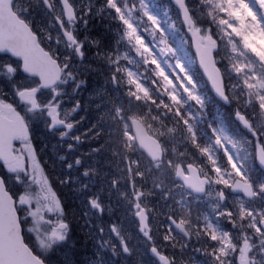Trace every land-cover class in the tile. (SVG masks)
I'll use <instances>...</instances> for the list:
<instances>
[{
  "label": "flooded vegetation",
  "instance_id": "flooded-vegetation-1",
  "mask_svg": "<svg viewBox=\"0 0 264 264\" xmlns=\"http://www.w3.org/2000/svg\"><path fill=\"white\" fill-rule=\"evenodd\" d=\"M35 1L36 2L32 5L29 3L24 6V2L15 0L14 6L17 13L30 23L35 31L40 33L41 22L46 26L54 25L57 16L62 15V10L59 5H56L57 0H49L51 6L50 11L47 10L39 0ZM70 1L73 2L72 0ZM74 1L76 2V6L74 5V7L77 21L74 24L68 22V29L71 31L76 27L84 25L83 21L84 18H86L83 5L79 0ZM41 41H43L42 38ZM46 46L56 59L57 57L60 58V56L57 55L56 47L51 44L48 45V43H46ZM9 61L10 60L6 58L0 59V63L4 64H10ZM28 85L31 86L30 88H34L33 82L28 83ZM0 92H4V88L1 86ZM52 94L57 97V91H54ZM42 95H36L33 105L42 107L43 101L51 97L50 93L43 97ZM90 97L91 99H89ZM63 98L66 100L65 102H62L60 98L58 102L59 107L51 108L49 110L50 113L45 114L47 119L46 127H41L39 124L35 125L37 129L35 138L38 139L40 144V139H44L42 135L45 136L43 144H45L44 147L46 151H49L50 155L47 162L50 165L54 164L58 166L61 171V176L64 178L66 186L68 187V215L74 216L75 214L85 213L87 209L84 205L90 203L92 199H99L101 187L104 185L105 180V167L111 170V167H109L112 165L111 158L113 152L115 153L116 151L123 152L128 157L127 160L130 161L128 162V166L130 171L133 172L134 182L139 184L140 187H145V184L152 180L151 176H154V172L156 173L154 176L156 184L158 183L166 188L170 185L180 184L175 179L176 166H182L184 172H186V167L189 163L196 166L201 177L210 180L212 166L208 164L206 157H203L205 155L202 153L196 155L188 150H185L183 153H175L174 145L176 143V138L170 135L165 125H160L157 119L148 115V111H145V114L139 119L150 133L162 140L166 153L160 161H153L143 156L136 150L134 145H126L122 137L119 123L114 120L112 116H104V105L102 104L104 94L101 89L98 90L96 85L89 86L85 89L79 84L75 85L73 91L68 95H64ZM95 102L101 104L98 109L95 108ZM133 110L134 109L131 111ZM47 111L48 110L45 112L47 113ZM55 113L58 114L60 119L68 123V129L57 130L51 125L49 117ZM140 114H143V112ZM38 119L36 121H38ZM41 128L44 129V132L41 131ZM173 132L177 133L174 127ZM25 143L26 140L18 141L13 147L14 153L16 154V150ZM185 144L190 147L191 141L188 140ZM202 145H205V143ZM194 148L197 152L198 149L196 147ZM220 151V154L224 156L223 159L226 160V158H228L227 154H230V149L227 146L226 153L221 149ZM22 162L23 160L21 162H19V159L16 160L17 169H15V173L12 174L14 181L11 187L13 191H16L18 194H23L22 186L20 185V180L17 178L18 174L16 173V171L20 169L19 165ZM38 166L42 167L43 164H38ZM146 168L149 169L148 175L146 173ZM228 169H230V167H228ZM136 174H138L137 178ZM241 174L243 176V172H241ZM230 175L231 174H229V176ZM25 178L28 179L27 177ZM227 182L228 184L231 183L228 179L226 183ZM132 186V184L127 185L125 181H119V189L120 187H123V190L126 189L128 191V197H133V199H130V202L135 203L136 198L129 189ZM220 186H222L220 190L226 188V184H223L222 181L220 182ZM218 187L219 185L217 182L214 180L211 182L210 180V186L206 190V193L198 198L184 193L181 188L176 186L173 196H171L172 191L168 189L166 193L167 203L165 206L163 205L161 208H158V206H153L150 201L149 204L145 201V206L149 205L150 211L153 210L160 215L178 214L183 219V229L188 227L190 230H194V226L198 225V222L202 218V213L207 207L210 212L221 213V215L227 214L226 209L221 208V206L218 208L216 205V191ZM72 188L83 189L79 193H74L72 192ZM102 192L104 193V187ZM212 193L215 196L214 198H211ZM225 193L230 194L229 191H225ZM178 196H180L181 199H188L190 201L189 206H183ZM238 199L239 198L230 195L228 202L234 203ZM96 203L104 209V204L100 202ZM92 205L94 204L92 203L91 206ZM133 207L135 208L136 206L134 205ZM89 216L90 210L84 214V219H87ZM133 217H135V212ZM109 218L113 220L111 214H109ZM125 220L126 222L122 227L123 231H120L119 236L114 237L112 243H105L102 237L100 243L99 237L95 236L94 231L87 226L84 231H73L74 234L81 232L82 237L80 243L69 249L68 264H134L131 260L132 248L130 244L134 233V231H132L134 227H131V224L135 226V220L129 216L126 217ZM98 232L100 234L102 233V231ZM146 243L151 245V232L146 236ZM147 262L148 264H152L151 259H148Z\"/></svg>",
  "mask_w": 264,
  "mask_h": 264
},
{
  "label": "water",
  "instance_id": "water-1",
  "mask_svg": "<svg viewBox=\"0 0 264 264\" xmlns=\"http://www.w3.org/2000/svg\"><path fill=\"white\" fill-rule=\"evenodd\" d=\"M61 1L63 5H66L65 0ZM44 2L47 4L46 0ZM171 2L179 9L182 23L186 26V22L182 19V9H188L185 0H171ZM186 27L198 65L207 79L211 91L218 99L227 103L222 75L214 58L217 41L210 36L203 37L198 30L190 26ZM0 53L19 59L22 63L21 70L25 74L37 77L43 88L54 84L60 76L56 62L39 46L36 36L26 23L13 12L11 0H0ZM0 108L6 109L1 105ZM236 119L242 124H246L244 116L236 115ZM21 129L19 120H8L0 115V160H9L11 143ZM137 130L135 134L140 149L155 157V154L160 152L158 142L147 137L140 128ZM262 159H264V150L258 145L256 162L264 170ZM188 169L189 176L183 175L178 169L177 177L189 190L202 193L204 183L197 177L192 167H188ZM232 190H239L249 198L253 195L250 184L241 181H236ZM138 217L141 221L144 220L141 214ZM156 252L154 249L153 254L160 263L166 264L167 259ZM36 261L44 264L25 245L14 201L5 191L0 179V264H36Z\"/></svg>",
  "mask_w": 264,
  "mask_h": 264
},
{
  "label": "trees",
  "instance_id": "trees-1",
  "mask_svg": "<svg viewBox=\"0 0 264 264\" xmlns=\"http://www.w3.org/2000/svg\"><path fill=\"white\" fill-rule=\"evenodd\" d=\"M153 7L158 10L159 14V20H160V28L168 34V41L171 44H178L180 42L179 39L175 35L171 34V30H174L178 34H182V44L186 47L184 50L178 48L176 49L179 53H184L187 56H183L186 60V65L189 67L192 72L191 74L197 77V84L199 86L200 91H202L203 98L205 99V104H207V108L205 109L207 111L208 118L210 120H213L212 117L214 116V120L216 122V119L219 117L225 116V109L226 106L223 103H220L218 100H216L208 87V84L206 83L205 79L202 77L196 62L194 60V55L191 51V44L187 37V34L185 32V29L182 25L179 24L178 20L174 17H172L169 13H166L165 10L159 6H156V1L153 0ZM188 7L193 15H197L200 13H204L207 16H211L215 21L220 22L224 26H226L227 30L230 34L233 35V37L238 40L239 42H242L244 46H247L249 48V52L253 54L257 60L261 62V67L264 68V41L261 38V35L259 34L256 27L253 25V19L248 15L246 12V9L243 5L238 3V0H187ZM172 9V8H171ZM159 30V29H158ZM214 30V28H213ZM96 32H90L91 34H95ZM101 33V32H100ZM102 38H104L103 32ZM89 36V40H91V37ZM172 38V39H171ZM219 39V38H218ZM221 47L219 51L216 54L217 64L220 67V69L223 71V74L226 76H231V71L233 70V64L230 61L229 51H228V45L220 38ZM182 50V51H181ZM257 81H252V84L254 86H251V88H255L254 94L256 97L253 99L255 107H259L264 111V96L260 93L258 87ZM257 85V86H256ZM227 87H229V82L226 84ZM232 88V87H231ZM237 92L238 94H242V89L239 88L237 85ZM250 93V91H249ZM231 91L230 87L228 89V96L230 97V104L233 107H238L239 105L235 100L231 98ZM233 97V96H232ZM197 116L198 113H195ZM259 119H260V128L264 129V113H258ZM247 133V136H253L251 133L247 132L245 129H242V134ZM263 137L264 135H259ZM252 146V145H251ZM249 155L247 156L249 165H254V157L253 154L250 153V150H248ZM256 165V164H255Z\"/></svg>",
  "mask_w": 264,
  "mask_h": 264
},
{
  "label": "rangeland",
  "instance_id": "rangeland-1",
  "mask_svg": "<svg viewBox=\"0 0 264 264\" xmlns=\"http://www.w3.org/2000/svg\"><path fill=\"white\" fill-rule=\"evenodd\" d=\"M96 1V0H93ZM106 1V0H104ZM263 4L264 9V0H260ZM137 8H139L142 12V8L140 7V4H138ZM170 9V8H168ZM143 14V12H142ZM177 15V14H176ZM179 17V15H177ZM156 22H152L151 25L146 24L147 28H150L152 31H155L156 29ZM220 27V26H218ZM216 32L219 33L223 41L228 45V53L230 56V61L233 64L234 70L233 72L236 73L238 76L237 79L239 82V85L244 86V89H242V98L243 100L247 99L249 95V91L247 88H251L252 80L255 79V76H261L263 74V70L259 69V64L252 58V56L249 54L248 50L244 47V45L239 44L235 39H231L230 37L226 36L224 33L225 31L220 27V29H217ZM149 35V33H148ZM157 39V38H156ZM139 40H141L139 38ZM142 41V40H141ZM144 43V42H143ZM146 48H148L149 56L154 64L153 70L157 73L159 76V79L163 82L164 87L168 88V90L172 91L171 95L175 96L176 92L174 89H172V84L170 78L166 75V73L163 71V65L164 62L168 65V67L175 68L176 65L173 64L171 59L166 57L165 50H162L164 44L161 40H158L157 42L152 41V46L144 44ZM161 51L165 57L164 61L159 56L162 54H159L156 51ZM173 54V53H172ZM161 59V60H160ZM252 70L254 71V75L252 74ZM175 73V72H174ZM262 77V76H261ZM238 81L236 82L238 84ZM264 95V88L262 90ZM177 95V94H176ZM237 100L242 104L245 105V101H242L237 96ZM96 105V103H95ZM247 108V107H246ZM248 110V108H247ZM155 116H160L159 113H155ZM187 117H185V120ZM193 126V125H192ZM191 126V128H192ZM226 138V135H223ZM225 138L222 140L224 141ZM196 140V139H195ZM28 153V152H27ZM29 155V153H28ZM30 159V156H29ZM52 171L54 173V166ZM62 184V183H61ZM63 187V184H62ZM64 189V187H63ZM44 197H42L41 192L38 188L31 189L27 192V198L25 199V209H27V219L26 223L28 224L29 232L32 233V236L30 237V240L34 242L38 248V251H43V249H47L51 246V243H55V249L54 253L58 252L59 255H61V259L67 260V254L65 252L62 253V246L67 241L68 238V231H59L57 230V223L56 221L54 223V213H58L59 209V203L58 201L61 200V197H59L56 201V198L51 202L52 205H48L46 202L49 201L46 197L44 200ZM55 202V203H54ZM54 203V204H53ZM254 214H257L254 212ZM249 215V213H247ZM51 217V218H48ZM260 220L264 218V212L262 214H259ZM259 239L261 237L259 236ZM248 248L245 249L247 251ZM62 253V254H61ZM245 253V252H244ZM65 264L62 260H58L57 264ZM54 264H56V261H54Z\"/></svg>",
  "mask_w": 264,
  "mask_h": 264
},
{
  "label": "clouds",
  "instance_id": "clouds-1",
  "mask_svg": "<svg viewBox=\"0 0 264 264\" xmlns=\"http://www.w3.org/2000/svg\"><path fill=\"white\" fill-rule=\"evenodd\" d=\"M182 19L186 22V26H190L198 30L202 35H206V36H212L213 28L218 27V22L215 21L211 16H207L204 13L193 15L188 9H182ZM218 48H219V42H217V48L214 49V56ZM157 80H159L158 76H157ZM131 95H133L134 99H140V100L144 99L142 96L137 97L134 93H132ZM246 131L251 134L264 135V129H254V128L248 127ZM262 220H264V218H262ZM141 224L143 228L144 227L143 220L141 221ZM143 234L145 236L148 235L146 231ZM164 239L167 240L169 239V237L165 236ZM227 254L230 255L231 253H227ZM224 255H225V251L221 250L220 252L217 253V255L213 259L217 261V264H223V261L220 260V257Z\"/></svg>",
  "mask_w": 264,
  "mask_h": 264
},
{
  "label": "bare ground",
  "instance_id": "bare-ground-1",
  "mask_svg": "<svg viewBox=\"0 0 264 264\" xmlns=\"http://www.w3.org/2000/svg\"><path fill=\"white\" fill-rule=\"evenodd\" d=\"M113 178H114V176H108V180H113Z\"/></svg>",
  "mask_w": 264,
  "mask_h": 264
},
{
  "label": "snow or ice",
  "instance_id": "snow-or-ice-1",
  "mask_svg": "<svg viewBox=\"0 0 264 264\" xmlns=\"http://www.w3.org/2000/svg\"><path fill=\"white\" fill-rule=\"evenodd\" d=\"M261 163H264V159H262ZM36 264H40V261H36Z\"/></svg>",
  "mask_w": 264,
  "mask_h": 264
}]
</instances>
